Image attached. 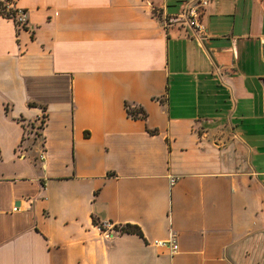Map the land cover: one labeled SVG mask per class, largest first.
I'll return each instance as SVG.
<instances>
[{"label": "crops", "instance_id": "0c3cea01", "mask_svg": "<svg viewBox=\"0 0 264 264\" xmlns=\"http://www.w3.org/2000/svg\"><path fill=\"white\" fill-rule=\"evenodd\" d=\"M5 1L0 264H264V0Z\"/></svg>", "mask_w": 264, "mask_h": 264}, {"label": "built area", "instance_id": "2783aa9c", "mask_svg": "<svg viewBox=\"0 0 264 264\" xmlns=\"http://www.w3.org/2000/svg\"><path fill=\"white\" fill-rule=\"evenodd\" d=\"M208 4V0H189L182 5V9L178 15L171 18L170 22L178 23L182 27L191 30L194 35L204 39V27L201 22V17ZM0 16L11 20L17 28H23L27 23L25 12L14 8L11 1L0 0ZM39 158H42V153H40ZM15 210L16 208L13 207V211ZM107 228L112 230L113 226L107 224ZM152 245L155 247H167L172 253H175L177 250V245L173 239L165 242L154 241Z\"/></svg>", "mask_w": 264, "mask_h": 264}, {"label": "trees", "instance_id": "16d2710c", "mask_svg": "<svg viewBox=\"0 0 264 264\" xmlns=\"http://www.w3.org/2000/svg\"><path fill=\"white\" fill-rule=\"evenodd\" d=\"M44 111V109H42ZM128 115L133 118V119H144L145 114L142 110H132L130 108H127ZM100 229H102L101 226H99ZM114 231H117L119 233H128V234H135L140 236V231L136 226H131V225H124L121 227H113Z\"/></svg>", "mask_w": 264, "mask_h": 264}]
</instances>
